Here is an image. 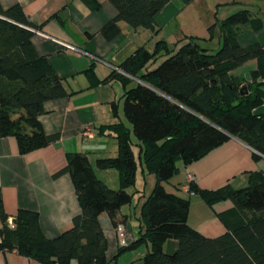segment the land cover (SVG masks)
<instances>
[{
	"label": "trees",
	"instance_id": "trees-1",
	"mask_svg": "<svg viewBox=\"0 0 264 264\" xmlns=\"http://www.w3.org/2000/svg\"><path fill=\"white\" fill-rule=\"evenodd\" d=\"M82 1L91 11L101 8L99 0ZM108 1L117 16L101 33L112 40L120 33V21L155 31L156 15L171 0ZM180 1L187 6L193 0ZM262 27V19L243 8L208 28L209 40L219 31L220 47L214 52L201 45L205 38L189 36L174 47L159 40L153 49L138 47L103 79L92 66L87 69L89 87L119 81L125 88L123 110L130 126L119 120L101 127L117 140L118 150L115 157L95 162L99 170L118 172L119 187L112 189L97 177L87 154L67 153L66 166L54 177L70 174L80 213L54 239L41 234L33 211L20 209L10 226L0 189V251H16L41 264H107L99 216L106 213L114 227L124 225L120 210L132 202L128 190L140 169L143 175L153 174L155 183L140 206L139 237L119 253L149 245L142 264H264V171L248 173L241 188L226 184L207 190L189 183V190L209 207L225 200L233 204L218 214L226 232L214 238L188 224L189 198L164 186L178 175L180 165H190L231 138L251 148L253 160L264 157V115L256 111L264 105V46L242 47L238 41L244 28ZM33 35L20 5L4 9L0 4V138L14 136L21 154L59 141V133L44 132L39 117L45 102L71 94L49 60L35 50ZM251 60L256 67L248 78L233 73ZM112 109L117 116L116 104ZM169 240L178 243L173 253L164 250Z\"/></svg>",
	"mask_w": 264,
	"mask_h": 264
},
{
	"label": "crops",
	"instance_id": "crops-1",
	"mask_svg": "<svg viewBox=\"0 0 264 264\" xmlns=\"http://www.w3.org/2000/svg\"><path fill=\"white\" fill-rule=\"evenodd\" d=\"M99 1L100 10L91 11L82 0H0L4 9L14 5L22 7L33 26L32 42L35 50L49 60L71 93L68 97L45 102V112L39 117L45 133L60 134L56 143L21 154L14 136L0 138V189L8 222L12 223L20 209L36 212L40 232L47 239H54L68 229L72 219L80 213L70 174L54 177L66 166L67 153L87 154L97 177L112 189L119 187L118 172L99 170L95 162L100 157L117 155L118 144L115 142L112 150L107 151L106 142L112 135L108 131L103 132L101 127L121 120L117 107V116L114 115L112 104H115L118 94L123 93L125 88L119 81L89 87L85 73L87 69L92 66L98 78L103 79L111 71L118 70L119 64L138 47L153 49L159 40L166 41L171 47L178 46L180 41L192 36L186 33L184 27L187 13L201 8L203 4H207L205 8L216 12L210 24L243 8L248 9L254 17H260L263 27L258 31L244 28L238 41L242 47L254 43L264 46V0H193L187 6H183L180 0H171L156 15L155 31L135 29L120 21V33L112 40H107L101 30L117 16V11L108 0ZM209 27L207 24V30ZM215 30L214 37L218 38L219 45V31ZM255 67L256 61L251 60L233 73L248 78L249 72ZM116 88L120 92L115 91ZM256 111L264 115V105ZM87 127H90L92 137L84 139L81 133ZM257 171H264V157L259 161L253 160L251 148L237 138H231L190 165H180L178 175L167 182L171 183L169 186L172 190L165 188L189 198L188 224L202 235L214 238L226 232L218 214L231 209L233 204L225 200L209 207L198 195L187 196L182 191L187 178L192 176L198 187L207 190H215L226 184L241 188L247 185L248 173ZM153 177L150 179V175L145 177V174H141L142 182L147 180L154 184ZM128 191L134 194L132 202L123 206L120 214L125 217L126 239L130 244L139 237L140 206L147 194L145 188ZM136 192L140 196L133 206ZM99 222L107 241V264H142L149 245L119 253L121 246L111 219L102 213ZM177 248L175 240L164 244L166 253H173ZM0 264L41 263L23 257L16 251H0ZM70 264L78 263L73 260Z\"/></svg>",
	"mask_w": 264,
	"mask_h": 264
},
{
	"label": "rangeland",
	"instance_id": "rangeland-1",
	"mask_svg": "<svg viewBox=\"0 0 264 264\" xmlns=\"http://www.w3.org/2000/svg\"><path fill=\"white\" fill-rule=\"evenodd\" d=\"M210 3V2H209ZM207 6V4H203L201 8L197 7L194 11H190L189 13H187V23H186V33L188 35H192L195 37H199V38H203L205 37L206 41H200L201 45L204 48H207L209 51L214 52L216 51L220 46V44L218 45V41L216 39V37H214L212 40H209V33L207 30V24H209L210 26H212L213 24H210L211 22L210 19H212L213 15L214 17L216 16V12L213 9H207L205 8ZM216 9V8H215ZM172 27V26H171ZM215 32H218V29L215 30ZM207 36H206V35ZM219 34V32L217 33ZM219 37V35H218ZM174 47V46H173ZM164 59H159L158 64H160ZM157 64V65H158ZM115 82V81H112ZM110 84V83H109ZM121 86H119L118 88H120ZM124 88V87H123ZM115 91L120 92L119 89L117 90V88L115 89ZM124 93V92H123ZM123 93L118 94L117 98L115 99V104L116 107L119 110V116L121 117V120L127 125L130 126V123L128 122V120L126 119L125 115H124V110H123V103L124 100L122 98ZM132 139L134 141H136V138L134 137V135L132 136ZM113 142H115V144L117 143L116 140L111 136L108 137V140L106 142V147H108L107 151H111L112 150V144ZM109 144V145H108ZM148 175H150V179L154 176L153 174H147L145 173V177H148ZM155 180V176L153 177ZM136 184L134 187L130 188L129 190L132 192L134 190H136V188L138 189H142L145 188L146 194L148 196V194L150 193V191L152 190L154 184L149 183L147 180L142 182L141 179V173L140 171L137 173V180H136ZM147 181V182H146ZM170 182V181H169ZM171 183H164V186L168 189V190H172V188L169 186ZM140 196V193L136 192V196L134 198V205H136V202L138 200Z\"/></svg>",
	"mask_w": 264,
	"mask_h": 264
},
{
	"label": "built area",
	"instance_id": "built-area-1",
	"mask_svg": "<svg viewBox=\"0 0 264 264\" xmlns=\"http://www.w3.org/2000/svg\"><path fill=\"white\" fill-rule=\"evenodd\" d=\"M81 135L84 139H88L92 137L90 127L85 128V130L82 131ZM192 181H194L193 177L189 176L187 178L185 185L182 187V191L185 194L193 195V192L189 190V183ZM9 225L12 226V223L10 222ZM115 230H116L119 245L121 247L128 245L127 239H126V226L123 224H120L117 227H115Z\"/></svg>",
	"mask_w": 264,
	"mask_h": 264
}]
</instances>
